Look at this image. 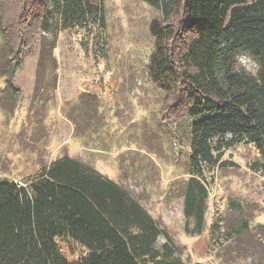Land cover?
<instances>
[{"label": "rangeland", "instance_id": "374dc122", "mask_svg": "<svg viewBox=\"0 0 264 264\" xmlns=\"http://www.w3.org/2000/svg\"><path fill=\"white\" fill-rule=\"evenodd\" d=\"M103 1L106 28L89 23L54 38L33 26L38 34L15 56L4 33H18V21L25 28L19 13L27 1L0 0V180L25 185L70 156L139 201L186 264H264V157L247 142L226 150V164L207 174L204 229L187 232L193 119L181 114V101L169 108L148 71L150 26L162 13L143 0ZM240 64L258 69L245 55ZM64 251L71 259L80 255L69 244Z\"/></svg>", "mask_w": 264, "mask_h": 264}, {"label": "trees", "instance_id": "16d2710c", "mask_svg": "<svg viewBox=\"0 0 264 264\" xmlns=\"http://www.w3.org/2000/svg\"><path fill=\"white\" fill-rule=\"evenodd\" d=\"M26 1L25 28L18 21V33H4L15 56L38 34L33 26L55 38L63 28L107 25L103 0ZM143 1L163 16L150 26V79L169 108L181 101L193 119L184 214L185 230L200 234L207 174L226 164L224 152L247 142L264 157V0ZM243 55L255 73L240 64ZM24 183L0 180V264H186L161 222L80 160L57 158ZM65 244L79 257L69 258Z\"/></svg>", "mask_w": 264, "mask_h": 264}]
</instances>
